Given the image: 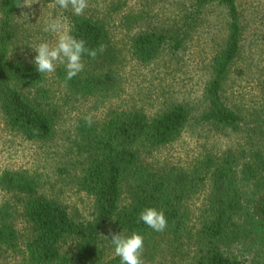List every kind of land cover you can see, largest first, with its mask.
Instances as JSON below:
<instances>
[{
    "label": "trees",
    "instance_id": "trees-1",
    "mask_svg": "<svg viewBox=\"0 0 264 264\" xmlns=\"http://www.w3.org/2000/svg\"><path fill=\"white\" fill-rule=\"evenodd\" d=\"M20 2L0 0V113L9 130L25 140L45 142L53 136L57 113L41 101L43 73L35 64L8 59ZM211 5L225 11V37L210 59L201 108L171 104L152 118L138 110L112 112L90 127L84 122L86 115L77 119L73 149L80 170L75 183L92 198L88 220L73 221L61 203L36 192L30 177L10 171L0 174V191L13 200L0 206V248L18 255V264H121L119 257H108L101 247L103 234L110 241L119 232L144 237L142 257L167 244L174 252L191 247L186 264H242L246 254L255 264H264V108L251 121L246 147L233 153L206 156L186 170L172 166L153 170L139 158L140 150L149 153L173 142L191 121L215 131L245 129L222 97V85L240 50L242 25L236 0H189L182 23L140 32L130 39L128 50L142 64L155 59L164 47L176 53L187 37V22L196 21ZM67 22V32L84 39L89 49L104 45L95 59L83 56L84 70L68 80L72 95L86 99L106 93L116 84L112 67L119 57L109 46L104 25L73 14L67 15ZM205 179L208 191L201 220L191 231L185 204ZM9 205L19 209L27 228L25 240L14 228ZM146 207L164 211L168 221L164 231L140 221L139 213ZM234 247L240 248L239 256L231 252Z\"/></svg>",
    "mask_w": 264,
    "mask_h": 264
},
{
    "label": "rangeland",
    "instance_id": "rangeland-1",
    "mask_svg": "<svg viewBox=\"0 0 264 264\" xmlns=\"http://www.w3.org/2000/svg\"><path fill=\"white\" fill-rule=\"evenodd\" d=\"M28 3L32 4L24 5ZM100 3L103 8L98 7ZM188 6L189 0H88V7L79 16L104 25L109 46L119 57L112 67L117 74L115 86L106 93L81 99L72 95L63 65H57L53 74H43L41 101L57 113L53 136L45 142L25 140L9 130L0 113V174L10 171L30 177L36 184V192L61 203L73 221L88 220L92 198L78 190L75 183L80 170L73 149L77 119L91 114L93 121H101L112 112L128 110H138L152 118L171 104L201 108L199 100L208 79L210 59L225 37V11L221 7L208 6L196 21L187 22V37L176 53L170 54L164 47L155 59L142 64L128 50L130 39L136 34L182 23L189 12ZM236 8L242 25L240 50L222 85V97L242 119L245 129L215 131L191 121L170 144L149 153L140 150L139 158L151 169L172 166L186 170L206 156L217 157L246 147L251 121L264 108V0H236ZM69 14H73L71 8L61 9L55 0H21L13 18L8 59L34 64L33 48L45 41L55 44L57 39L58 33L45 28L56 23L61 31H67ZM207 191L205 179L201 190L186 201L191 231L200 223ZM6 203H13L12 197L0 191V206ZM10 206L14 228L21 240H25L27 228L19 218V209ZM101 247L108 257L116 256L105 234ZM67 248V244L62 245V250ZM231 252L239 256L240 248H231ZM190 255L189 246L174 252L166 244L142 259L143 264H186ZM252 260L246 254L242 264H255ZM19 262L18 255L0 248V264Z\"/></svg>",
    "mask_w": 264,
    "mask_h": 264
},
{
    "label": "clouds",
    "instance_id": "clouds-1",
    "mask_svg": "<svg viewBox=\"0 0 264 264\" xmlns=\"http://www.w3.org/2000/svg\"><path fill=\"white\" fill-rule=\"evenodd\" d=\"M35 3V2H34ZM32 3L24 4L30 6ZM55 5L61 9L71 8L73 14L83 15L88 7V0H55ZM98 7L103 8L100 3ZM45 31L58 33L55 44L41 42L35 48L34 64L36 70L43 74H53L57 65H63L66 70V80H72L84 70L83 56L87 54L95 59L98 51L104 50V45H99L96 49L86 47L84 39H77L67 31H61L56 23L50 24ZM84 122L87 126L93 123L92 115H86ZM139 219L154 231L162 232L168 226V221L162 209L146 207L139 213ZM111 244L114 253L120 258L121 264H143L142 254L144 248V237L132 232L124 235L121 232L111 235Z\"/></svg>",
    "mask_w": 264,
    "mask_h": 264
}]
</instances>
